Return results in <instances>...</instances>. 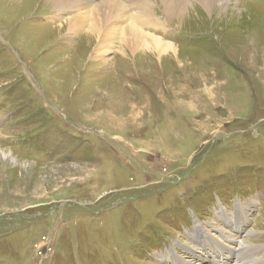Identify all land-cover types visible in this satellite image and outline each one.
Listing matches in <instances>:
<instances>
[{
	"label": "rangeland",
	"instance_id": "rangeland-1",
	"mask_svg": "<svg viewBox=\"0 0 264 264\" xmlns=\"http://www.w3.org/2000/svg\"><path fill=\"white\" fill-rule=\"evenodd\" d=\"M145 7L177 57L100 61L52 2L0 0V264H218L237 217L229 263L264 264V0Z\"/></svg>",
	"mask_w": 264,
	"mask_h": 264
},
{
	"label": "bare ground",
	"instance_id": "bare-ground-1",
	"mask_svg": "<svg viewBox=\"0 0 264 264\" xmlns=\"http://www.w3.org/2000/svg\"><path fill=\"white\" fill-rule=\"evenodd\" d=\"M48 1L52 2L53 7L56 9V12L53 13H57V19L61 20L65 18L67 20L63 25H60V28H63L67 25L69 34L73 35L85 32L86 40L93 39L95 42H97L95 57L100 61H104L102 58L107 59L108 55L113 52L111 50H113L115 47V51L119 49L118 54L121 56H126L127 52L131 53L132 57L133 55H137L139 53H145L148 58L153 56L157 57L159 60L163 59L165 56H171V54L177 57L180 53L179 48L174 46V43L166 42L151 34V32L156 31L160 26V19L154 17L146 7L141 8V10L138 11L141 0ZM233 1L234 0H162V4L164 7L163 12L169 17V19H172L175 16H183L188 18L189 15L192 16V11H194L193 13L196 12V15L198 13L201 14L200 10H203L208 15L213 14L215 11L222 12L224 9L227 10L226 6L229 7ZM189 10H191V13ZM60 28L58 30H61ZM146 30H150V32H147ZM85 41L82 43H85ZM82 43L80 45H82ZM111 59L107 60V63ZM0 155V162L10 160L16 161L7 149L0 148ZM239 218L241 219V223H236L234 225L236 227V231L233 230L235 233L234 236L237 237V240L233 238L230 240L229 235L227 239L228 245H226L228 247L227 253L231 251L230 249L232 248L243 247L241 243H239L238 236L244 234L246 230L242 234H238L237 232L244 229V227L241 225L244 224L245 221L242 222V218L237 217L234 220V223ZM196 230L197 234L195 238L206 235L201 227L196 226ZM230 243L232 245L231 248ZM205 244L210 246L212 242L205 240ZM221 244L222 243H220V245ZM212 246L218 248L215 245ZM227 253L225 249H219L214 254L219 256L217 260L218 264H232L229 263L230 259L226 257ZM255 253H257V250ZM165 256L168 259L171 256V258L178 264H188L184 262L183 257L181 258L177 254L172 256L171 253L168 252ZM234 256H236V264H242L244 261H246V259L249 258H256V256L253 257L251 254H249L245 258L240 257L242 260L240 258L237 260V255ZM250 262L256 264L259 263L258 259H252Z\"/></svg>",
	"mask_w": 264,
	"mask_h": 264
}]
</instances>
